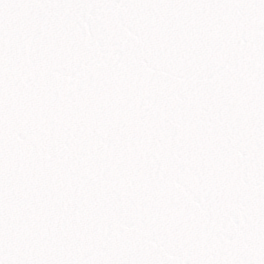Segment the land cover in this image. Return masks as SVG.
I'll list each match as a JSON object with an SVG mask.
<instances>
[{"label":"snow or ice","instance_id":"6c2138e0","mask_svg":"<svg viewBox=\"0 0 264 264\" xmlns=\"http://www.w3.org/2000/svg\"><path fill=\"white\" fill-rule=\"evenodd\" d=\"M0 264H264V0H0Z\"/></svg>","mask_w":264,"mask_h":264}]
</instances>
